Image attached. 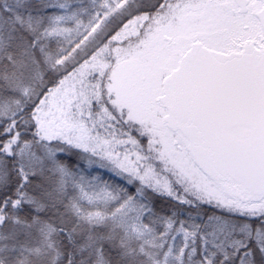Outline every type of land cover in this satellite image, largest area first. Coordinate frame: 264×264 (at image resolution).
Masks as SVG:
<instances>
[{
	"label": "snow or ice",
	"instance_id": "snow-or-ice-1",
	"mask_svg": "<svg viewBox=\"0 0 264 264\" xmlns=\"http://www.w3.org/2000/svg\"><path fill=\"white\" fill-rule=\"evenodd\" d=\"M0 264H264V0H0Z\"/></svg>",
	"mask_w": 264,
	"mask_h": 264
},
{
	"label": "trees",
	"instance_id": "trees-1",
	"mask_svg": "<svg viewBox=\"0 0 264 264\" xmlns=\"http://www.w3.org/2000/svg\"><path fill=\"white\" fill-rule=\"evenodd\" d=\"M105 175L107 176L108 174H107V173H105Z\"/></svg>",
	"mask_w": 264,
	"mask_h": 264
}]
</instances>
